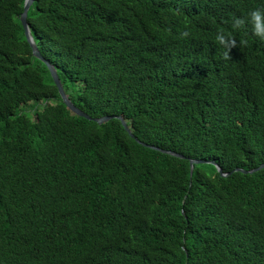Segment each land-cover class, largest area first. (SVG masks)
<instances>
[{"label": "trees", "instance_id": "obj_1", "mask_svg": "<svg viewBox=\"0 0 264 264\" xmlns=\"http://www.w3.org/2000/svg\"><path fill=\"white\" fill-rule=\"evenodd\" d=\"M23 4L0 0V264H264V166L236 169L264 162V40L231 27L264 0H33L101 123Z\"/></svg>", "mask_w": 264, "mask_h": 264}, {"label": "water", "instance_id": "obj_2", "mask_svg": "<svg viewBox=\"0 0 264 264\" xmlns=\"http://www.w3.org/2000/svg\"><path fill=\"white\" fill-rule=\"evenodd\" d=\"M33 0H31L30 3H26V0H24V4H23V9H22V12L20 13V16H19V19L21 21V24H22V27H23V30H24V34H25V37L28 41V43L30 44L31 48H32V53L34 56H36L37 58H39L40 60H42L46 66L48 67L49 69V72L51 74V77L53 79V82L54 84L57 86V89H58V92L61 96V99L63 100V102L66 104V106L74 113H76L77 115H80V116H84L88 119H93L95 120L96 122L98 123H101L103 121H106L107 119H109L111 117V115H102V116H99V117H91L89 116L87 113H85L84 111H82L81 109H79L77 106H75L71 100L69 99L67 93L64 91L63 89V86H62V83L59 79V76L57 74V71H56V68L53 66V64H51L48 60H46L40 53L34 39H33V36L31 34V31H30V28L28 26V23H27V19H26V16H27V10L30 6V4L32 3ZM119 119L121 120V123L122 125L124 126V128L131 134V131L129 130L126 122L124 121V119L118 115ZM155 147V146H153ZM157 148V147H155ZM163 151L165 152H168V153H171V154H174V155H178V156H182L184 157L182 154L180 153H177V152H174V151H171V150H166V149H163ZM206 160H203V159H194V158H189V164H190V174L192 173L193 171V165L194 163H201V162H205ZM212 164L215 165V167L217 168V170L222 173V174H225L222 172V169L221 167L213 160L210 161ZM264 166V162L259 164L258 166L254 167V168H251V169H242V168H236L238 170H241L243 172H252V171H255V170H258L259 168L263 167Z\"/></svg>", "mask_w": 264, "mask_h": 264}, {"label": "clouds", "instance_id": "obj_3", "mask_svg": "<svg viewBox=\"0 0 264 264\" xmlns=\"http://www.w3.org/2000/svg\"><path fill=\"white\" fill-rule=\"evenodd\" d=\"M246 23L251 25L252 32L256 37L264 40V9L255 8L251 10L247 19L235 15L231 18L232 29H239ZM183 35L187 36L188 32L185 31ZM215 41L228 49L236 44L232 34L230 32H226L224 29L217 31L215 35Z\"/></svg>", "mask_w": 264, "mask_h": 264}, {"label": "snow or ice", "instance_id": "obj_4", "mask_svg": "<svg viewBox=\"0 0 264 264\" xmlns=\"http://www.w3.org/2000/svg\"><path fill=\"white\" fill-rule=\"evenodd\" d=\"M31 2V0H26V3H30Z\"/></svg>", "mask_w": 264, "mask_h": 264}, {"label": "rangeland", "instance_id": "obj_5", "mask_svg": "<svg viewBox=\"0 0 264 264\" xmlns=\"http://www.w3.org/2000/svg\"><path fill=\"white\" fill-rule=\"evenodd\" d=\"M30 102H33V101H30Z\"/></svg>", "mask_w": 264, "mask_h": 264}]
</instances>
